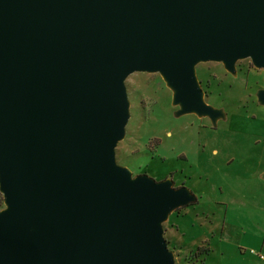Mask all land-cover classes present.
Masks as SVG:
<instances>
[{
    "label": "water",
    "instance_id": "water-1",
    "mask_svg": "<svg viewBox=\"0 0 264 264\" xmlns=\"http://www.w3.org/2000/svg\"><path fill=\"white\" fill-rule=\"evenodd\" d=\"M245 58L264 72V0H0V264H175L163 222L197 198L116 162L125 80L215 125L196 65Z\"/></svg>",
    "mask_w": 264,
    "mask_h": 264
},
{
    "label": "rangeland",
    "instance_id": "rangeland-1",
    "mask_svg": "<svg viewBox=\"0 0 264 264\" xmlns=\"http://www.w3.org/2000/svg\"><path fill=\"white\" fill-rule=\"evenodd\" d=\"M196 76L205 102L225 111L215 125L196 114L176 116L158 73L126 78L129 118L116 162L133 176L171 178L196 196L163 222L175 264H264V106L256 99L264 72L245 58L234 74L221 62H200Z\"/></svg>",
    "mask_w": 264,
    "mask_h": 264
},
{
    "label": "flooded vegetation",
    "instance_id": "flooded-vegetation-1",
    "mask_svg": "<svg viewBox=\"0 0 264 264\" xmlns=\"http://www.w3.org/2000/svg\"><path fill=\"white\" fill-rule=\"evenodd\" d=\"M207 119L211 122V120H210L209 118H207ZM211 126H212V125H211ZM212 128H214V127L212 126ZM180 186H181V185H180ZM182 186H184V185H182ZM196 203H197V201H196L195 203H191V204H189V205H192V204L194 205V204H196ZM189 205H188V206H189ZM185 207H187V206H185ZM181 208H183V207H181ZM178 209H179V208H178Z\"/></svg>",
    "mask_w": 264,
    "mask_h": 264
},
{
    "label": "built area",
    "instance_id": "built-area-1",
    "mask_svg": "<svg viewBox=\"0 0 264 264\" xmlns=\"http://www.w3.org/2000/svg\"><path fill=\"white\" fill-rule=\"evenodd\" d=\"M260 258H261V259H264V255H260Z\"/></svg>",
    "mask_w": 264,
    "mask_h": 264
}]
</instances>
